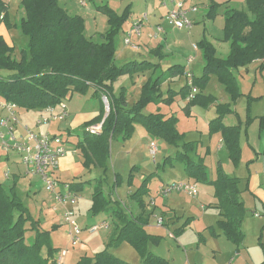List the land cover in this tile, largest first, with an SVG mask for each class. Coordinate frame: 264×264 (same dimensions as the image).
I'll list each match as a JSON object with an SVG mask.
<instances>
[{
	"label": "trees",
	"instance_id": "obj_1",
	"mask_svg": "<svg viewBox=\"0 0 264 264\" xmlns=\"http://www.w3.org/2000/svg\"><path fill=\"white\" fill-rule=\"evenodd\" d=\"M245 3L247 11L234 8H227L225 11L223 41L230 43L227 58L216 57V49L205 38L199 42L198 48L202 50L205 64L202 76L194 79L200 93L188 101L185 108L187 115H190L194 106H209V97L203 94L202 87L210 75L218 77L234 101L240 94L233 70L257 61H260L259 69H264V0H245ZM21 6L24 17L16 26L26 41L18 55L0 37V71L9 73L0 77V97L27 111H42L49 106H57L71 92L87 95L92 91L100 99L107 97L109 103L108 116L104 119V112L86 122L83 125V137L76 144L83 157L84 167L103 169L104 177L83 183L73 182L71 188L81 194L86 184L91 185L95 181L91 211L94 216L111 214L114 227L107 249L100 251L95 257H81L75 264H127L108 251L109 247L117 248L124 242L130 244L145 262L146 259L153 258V254L148 251V245L161 243V237L146 232L148 217L143 211L138 216H133L123 211L118 203L115 204L116 208L113 207L104 189L111 157V142L131 139L136 124L142 125L152 137L178 148L176 156L166 158L165 164L175 161L183 166L188 178L195 183L214 185L215 197L219 200L218 205L222 212V219L218 221L221 235L232 244L242 245L244 205L239 199L238 180L228 177L219 166L216 180L211 181L205 159L198 153V142L185 141L184 135L176 129L178 119L175 116L166 118L162 114L143 113L152 102L172 105L175 97L183 92L188 99L191 91L186 85L179 92L170 89L166 94L161 93L162 85L167 80L185 77V67L173 65L159 77L149 78L142 88L141 98L129 107L127 90L122 88L116 93L115 83L121 77L145 73L156 67L149 61L116 64L115 40L122 25L131 15L129 8L119 15L108 5L97 7L98 11L108 16L110 24V30L103 36V41L97 43L85 35L83 18L69 14L59 0H23ZM222 6L210 2L207 18L215 20ZM2 24L12 28L9 6L0 0V26ZM216 112L217 117L210 122V135L222 136L229 150V157L237 165L242 156L241 136L247 135V129H242L241 122L237 126L224 124V118L234 113L230 104L218 105ZM100 122H103L101 135L85 132L86 126ZM134 169L136 168L128 176V185L134 181ZM151 179L148 176L131 195L141 208L144 207V197L148 195L147 188ZM123 182L122 176L116 174L113 189L121 186ZM54 230L55 227L51 230L44 229L41 222L33 217L15 186L6 190L0 184V264H54L57 259V255H54L56 249L51 245V232ZM29 232H34V236L28 237ZM213 236L220 235L213 231ZM260 244L263 245L261 240ZM45 247L46 257L43 255ZM153 259L158 264H167L164 260Z\"/></svg>",
	"mask_w": 264,
	"mask_h": 264
},
{
	"label": "rangeland",
	"instance_id": "obj_2",
	"mask_svg": "<svg viewBox=\"0 0 264 264\" xmlns=\"http://www.w3.org/2000/svg\"><path fill=\"white\" fill-rule=\"evenodd\" d=\"M83 1H86L87 4L91 6V8H94L95 4H100V1L102 0H59L60 5L62 7H66L67 11L71 15H76L82 17L84 22L85 20L88 23V30L86 31V34L88 36L93 37V41L97 43H101L103 41L102 36L106 35L107 32L110 30V24H109V18L106 14H103L100 11H93V13L88 12L86 9H81L80 5ZM111 1V0H109ZM105 4H107V0H104ZM112 3V2H110ZM112 5H115L112 3ZM199 13L196 15L197 19L202 22L197 23L195 26L193 25L192 29L190 30H176L173 27H171V32L169 39H172L176 37V34L185 35L188 40V34H189V40H188V48H191V42L195 43L202 39L200 33L203 31L208 35V41L211 42V44L216 49V57L225 59L228 57L230 53V43L223 41L224 39V24H225V11L226 7L224 6L222 9L218 10V15L215 18V20L206 19V15L209 11L206 7L203 6V4H198ZM229 7V6H227ZM230 9H237V10H245L247 11V6L245 2H234L230 5ZM146 9V1L142 0L138 6V10H136V15L140 13V11H143ZM122 11V10H121ZM95 17H98L97 20H95ZM130 17L129 19L122 25L119 36L117 37V45L123 46L124 45V35L126 34V31L130 28ZM203 19L205 22H203ZM14 21V19L12 20ZM12 31H8L5 33V31L2 29V31L5 33L4 35H8V37H13L14 42L19 47H22V43L25 44V39L23 35L21 34L20 30L17 28L11 29ZM21 45V46H20ZM168 52V50L166 49ZM19 53V52H17ZM173 52H171L169 55H171ZM189 52L186 50V55L183 57H180L178 59H172L170 56L167 57L166 61L163 63V70L166 71L169 67L172 65H185L186 66V57H188ZM192 58L195 59L193 66L194 73L197 77L202 76L203 74V67L204 62L201 61L199 58L197 60V55L192 50ZM18 55V54H16ZM137 60V61H141ZM119 65L126 64V62H120L117 61ZM260 61L254 62L252 64L247 65L246 67H241L238 69L233 70V75L236 78V82L238 83V91H239V97H237L234 101L232 99V96L225 90L224 85H222L218 79V77L214 74L210 75L207 81L204 83L205 85L202 87V92L206 97H209L208 105L209 106H194L195 111L192 112L193 116L187 115L185 108L182 107L183 103L180 100H174L173 103L179 108H176L177 110V116L179 117V121L177 122L178 125H176L177 131L184 135L185 141H189L192 139H196L195 133H198L201 130L205 134L210 135V122L217 117L213 116V113H215L212 109V107H215V111L218 105H227L230 104V109L236 113L237 115H233L232 122L236 125L239 124V120H241V123L243 124V129H247V135L245 134L241 136L240 145L243 150V154L241 160L239 161V164L235 165L233 160L229 157V150L226 148L223 150L222 153L215 151V145H213V150L210 147L207 150H209V155L211 157L208 158L207 164L208 165V173L209 175L212 174L214 177H217V168L220 166L221 170L224 174H226L230 178H236L238 180V188L240 190L239 193V199L243 202L244 205V214H243V222H242V232L244 234V241L242 245L237 246L235 244H232L230 241L227 240L225 236H221L220 240H216L214 238H220L213 236V231L217 233L218 229L221 232L220 228L218 227V217L219 213L218 210L211 206V204H214L215 201V187L212 184H196V188L198 190V196L192 197L188 194H185L184 192L176 191L170 194L172 196L173 194L176 195L175 200L183 199L185 205L190 206V212L186 214L185 217V226H183V230H187L186 233L182 231V229L175 230V236L173 238H170L168 236L167 229L165 227L163 228H149V232L152 234L162 235L161 237V243L158 245H148V251L152 253L153 258L164 260L167 262V264H214L216 260L226 263V264H263L264 263V245L260 244V240L262 239L263 243V237L262 233L264 230V207L262 205V202H260L256 197H253L250 193V188L248 184H250V175L258 174V177L260 178V181L262 182L261 187L264 192V69H259ZM161 73V72H160ZM6 72L0 71V77H5ZM185 79L182 78L181 80ZM125 82V81H120ZM121 84L118 83L117 87H119ZM178 96H180L182 99L186 100L185 92L180 93ZM177 96V97H178ZM77 98V99H76ZM67 105L75 106V109L77 108V111H86V110H93L95 106H97V99L92 97V93H88L87 95H79L75 93V99H73L71 102L66 101ZM144 112L147 114L151 112V109L153 111L155 110L153 106L156 107H162L163 103H156L152 102ZM155 104V105H154ZM149 105V104H148ZM147 105V106H148ZM78 106V107H77ZM106 108V106H105ZM184 108V109H183ZM193 108V107H192ZM210 110V113L207 114ZM150 111V112H149ZM162 113V111H160ZM215 115V114H214ZM227 115V116H229ZM226 116V117H227ZM35 130H41L38 129L39 127L33 126ZM43 130L47 131L48 127L45 126L42 128ZM181 131V132H180ZM147 132V131H146ZM186 132V134H185ZM77 137L71 138V140L77 139V142L82 139L83 137V129L77 128L76 130ZM148 133V132H147ZM149 134V133H148ZM62 136L64 138L69 137L68 134L63 132ZM149 140H154V143H156L157 148L159 147V150L167 149L166 146H168V143L164 147L161 145V139L157 137H152L149 135ZM210 137V138H211ZM141 136L135 137V141H132L126 145H123L122 147L119 145L122 143L121 141H115L112 146V155L110 157V162L108 165V173H107V180L104 183L105 189L109 186H112V181H114L115 175L119 174L122 177L127 178L129 174V170L132 166L137 165L138 160L132 159L130 154H128V157L126 158L128 146H132V144H136V140L139 141ZM209 138V139H210ZM199 139V137H197ZM126 142V141H125ZM191 142H198V145L200 144L199 141H191ZM161 145V146H160ZM250 145H255L257 149V154L255 153V157H258L259 160L250 162ZM170 146V145H169ZM143 149H139L141 152H136L134 154L135 158H145L144 152L148 150L146 145H143ZM174 147V146H172ZM171 147V148H172ZM174 152L171 154L172 157L176 156L178 148L174 147ZM200 146L198 147V153H199ZM1 150V149H0ZM3 151V150H2ZM4 152V151H3ZM123 152V153H120ZM17 155L16 153H12ZM168 155V154H166ZM200 155V153H199ZM160 156H158L159 158ZM170 157V155L168 156ZM112 158V161H111ZM167 158V157H166ZM165 158H161V166L158 168V171L151 176V178L155 179V187L157 185L166 186L169 184H172V182L177 181H187L185 179L184 175V169L182 165H179V169H177L173 173L170 172V164L164 163ZM219 160L221 161V165L219 163ZM147 162L151 163L153 160L151 158L146 160ZM173 163H177L175 161H171ZM206 163V162H205ZM130 164V165H129ZM128 167V168H127ZM250 167V168H249ZM95 171V170H94ZM0 173H2L3 176H5V172L1 170ZM9 174V172H7ZM116 173V174H115ZM144 173L147 175L150 172V170L145 167ZM72 173H69L67 177L70 180H72L73 176ZM97 172H93L91 174H86L84 176V179H96L98 178ZM136 175V174H135ZM36 176V175H35ZM6 177V176H5ZM37 178H40V176H36ZM41 179V178H40ZM39 180V179H38ZM42 180V179H41ZM152 180V179H151ZM3 181V180H0ZM126 181V180H125ZM107 182V183H106ZM151 182V181H150ZM4 183V182H3ZM124 183V182H123ZM154 183V184H155ZM193 183V182H191ZM42 183L39 181L38 185H41ZM142 180L137 178L135 181H133L131 186L132 192H136L139 186H141ZM153 184V182H152ZM153 184V186H154ZM6 185V184H4ZM129 185V186H130ZM148 184V194L150 192ZM44 186V184H43ZM122 186V185H121ZM127 188L128 186L125 185ZM154 187V188H155ZM161 187V186H160ZM159 187V188H160ZM158 188V189H159ZM41 194H49L45 187L41 189ZM261 190V191H262ZM113 191V190H112ZM110 190V187L107 189V193L110 194L112 197V204H120L122 207V210H125L127 212L131 211L133 207L136 209H139L138 206H135V203L133 202V199L130 197V194L127 196L124 194L117 195ZM155 191V190H154ZM158 193V191H157ZM148 196V195H147ZM179 196V197H177ZM169 197V196H168ZM179 198V199H177ZM116 199V201H114ZM217 199V198H216ZM218 200V199H217ZM246 200L247 202H245ZM253 200V201H252ZM256 200V201H255ZM219 202V200H218ZM204 208H203V207ZM204 210H209L205 213ZM260 215L255 216V214ZM206 214V215H205ZM182 220V219H181ZM218 220V221H217ZM195 222L196 225L194 224ZM193 225V226H192ZM203 225H212L209 228V237L214 240H210V242L207 244H202L201 247H199L201 244H199V237H203V235L208 238V234H201L197 231H201L203 229ZM193 227V229H187V227ZM186 227V228H185ZM83 228V227H82ZM85 229V228H84ZM85 235H81V242L79 243L78 247H72L71 250H77V262L80 260L81 257L88 256V257H95L97 253L100 251H103L107 248L97 249L96 247L91 248V243L95 241V239L91 238V232L88 230L83 231ZM62 233V232H61ZM203 239H205L203 237ZM129 247V249H128ZM76 248V249H75ZM127 253H123V260L127 261L125 263L127 264H158V261H156L153 258L146 259L145 262L141 258V256L136 253V251L130 246L126 245ZM238 248L240 250H238ZM238 250V251H237ZM109 251V250H108ZM96 253V254H94ZM94 254V255H92ZM125 254V255H124ZM80 257V258H79ZM79 259V260H78Z\"/></svg>",
	"mask_w": 264,
	"mask_h": 264
},
{
	"label": "crops",
	"instance_id": "obj_3",
	"mask_svg": "<svg viewBox=\"0 0 264 264\" xmlns=\"http://www.w3.org/2000/svg\"><path fill=\"white\" fill-rule=\"evenodd\" d=\"M91 1H94V0H91ZM141 1L142 0H111V1L107 0V4H105L104 0H102V1H100V4H95L94 8H91V6L86 3V1L82 2V3H85V6H83L82 3L79 4L81 9H86L88 12H91V13H93L92 10L97 12L98 11L97 7L103 6V5H108L114 11H116L119 15H121L126 8H129L130 12H131L130 28L126 31V34L131 29L132 25L135 22L141 21L144 18V16H147V18H148V22L147 23L144 22V24H146V25L143 27L142 35L141 36L135 35L132 39V41H133L132 43L136 46V48L126 45V43H125L126 34L124 35V40H123L124 45L123 46L119 47L117 45V37L119 36L120 33L117 35L116 40H115L116 48H117V52H116V64L117 65H119L117 63L118 60L120 62L128 63V62L137 61L140 59H142L141 61H149V62H152L153 64L156 65L155 69L148 70L145 73L135 74L133 76L121 77L117 81V83H115L114 89H115L116 93H119L122 88H125L127 90V101H128L129 107L133 106L141 98L142 88L146 84L148 79L149 78L155 79V78L159 77L164 72V70H163L164 68H162V67L164 65L163 63L166 61L168 56H170L172 59H178L180 57L185 56L186 50H187V52H189L188 57H186V59H185L187 64H186V66L185 65H181V66L185 67L186 72L190 71L191 74L194 76V79H195V77H197V76L195 75L194 70H193V66H192L195 62V59L192 58V56H191V55H193L192 50L195 53V55H197V53H198V56L196 57L197 60L200 58L201 61L204 62V64H205L203 54H202V50L200 48H198V44L203 38H205L208 41V35L204 31L202 33H200V34H202L201 40H199L198 42H195V43L191 42L192 45H191L190 49L188 48L189 34H188V40H187L185 35H180V34H176L175 35L176 37L169 39L170 32H171L170 29L172 26L168 23L167 18H166L168 8L164 7L162 5V0H144V1H146V9H144L143 11H140V13L136 15V10H138V6H139ZM181 1L185 2V6L187 8H192V7L199 8L198 4L201 3L207 9H209L210 2H212V1L217 3V4L223 5L220 9H222L224 6L226 7V9L227 8L230 9L229 8L230 5L233 4L234 2H240V1L245 2V0H181ZM110 2L114 3L115 5H112V3H110ZM227 6H229V7H227ZM63 8L65 10H67L66 7H63ZM198 13H199V9L196 13L191 12L189 14V17H190L191 21L193 22L194 26L197 23L202 22V20L200 21L196 17V15ZM97 14H98V12H97ZM9 15H10V22H11L12 28H7L4 24H2L0 26V37H2L5 40V42L8 44V46H10L11 48H14L15 53L18 54L17 52H19V49L21 47L18 48V46L14 42L13 37L10 38V37H8V35L6 36L4 34L7 32V30L12 31L11 29H13V28L17 29L18 27L16 25H18L20 20L22 19V17H24V11H23V8L21 6V2L15 1L9 5ZM205 17H206V19H208L207 15ZM13 19H14V21H12ZM97 19H98V17H95V20H97ZM203 22H205L204 19H203ZM157 25L162 26V28L164 29V33H162L160 35V38H157V39L150 38L149 34L152 32V29ZM2 29L5 31V33L2 31ZM87 30H88V23L85 20V35L88 38H91L93 40V37L91 35L88 36L86 34ZM179 31H181V30H179ZM102 39H103V36H102ZM22 46H24L23 43H22ZM166 49L168 50V52L166 51ZM171 52H173V53L171 55H169ZM141 61H138V62H141ZM124 64H121V65H124ZM8 74L9 73L6 72V76ZM182 78H184V76L167 80L162 85L161 93L166 94V92L170 89L174 90L176 92H179L186 85V78L181 80ZM122 80L125 82H123V83L120 82ZM118 83L121 84L119 87H117ZM89 93H92V97L96 98L97 103H98L97 106H95L93 110H91V111H89V110L77 111V108L75 109V106H71L70 104L67 105L66 101L71 102L73 99H75V92H71L68 95L67 99L65 100V104L67 106L69 116L63 122L52 123L51 125H48L47 131L42 129L45 126L39 127L38 129L41 128V130H39V131L35 130L33 127V126H36V119H37L39 111H37V110L27 111L25 109L19 108V113H20L19 115H20L21 122L26 124V125H29L36 132H41V131L42 132H50L52 134H58L61 136H62L63 132H65L66 134L69 135V137L65 138L67 140L68 155L62 160L60 167L53 172L54 177L56 179L60 180L61 182L83 183V182H87L90 180H94L92 178L91 179H84V176L86 174H91L92 171L97 172L96 176H98V178L104 177L103 169H97V168L86 169L84 167L83 157H82L80 151L77 150V148H76L77 139L71 140V138L77 137V133H76L77 128L80 127L83 129V125L86 122H90L91 120L101 116L104 112L106 114V108H105V104L103 102V97L100 99L98 96H94L92 91H90ZM199 93H200V90H199ZM177 96L175 97V100L181 99V101L183 103L182 107L185 108V106L187 105L189 100L188 99L184 100L180 96H178V97ZM0 99H3V98L0 97ZM150 105H153V104H149L144 109V111L146 109H148V107ZM153 108L155 110L153 111V109H151V112L149 111L150 113H148V114H162L166 118H169L171 116H175L179 121V117L176 115L177 114L176 108H179V107H177L175 105V103H173L172 105L163 104L162 107H156V108H155V106H153ZM195 108H197V107H193L190 110L191 116H193L194 113L192 114V112L195 111ZM210 110H213L215 112V113H213V116L216 117L215 107L213 106L212 109L210 108ZM210 110L207 114L210 113ZM144 111H143V113L145 115H148ZM160 111H162V113ZM232 117H234V116L229 115V116L224 118L223 122L226 126H237V125H239V124L235 125L232 122ZM104 119H105V115H104ZM240 122H241V120H239V123ZM241 125H242V129H243V124L241 123ZM146 131L147 130L142 125L136 124L134 132H133V136L131 137V139L127 140L126 142L121 141L122 143L119 144L121 147L123 145H125L124 143H126V145H128V143L135 141L136 135L141 136L139 141L136 140V144H134V145L132 144V146H130V147L128 146L127 153L125 152L126 158L128 157V154H130V155H132L131 158L133 160L134 159L138 160L136 164H138L139 166L134 165L129 170V174H130L131 170L133 168H136V169H134V172H133L134 181L137 178L144 181L148 176L156 173L158 171V168L161 166V161H160L161 158L166 159V157L168 158L169 155L171 158H173L171 156V154L174 152L175 148L172 146H169V145L166 146L167 149H162V150H159V147H158L156 155L152 156L150 153V150H149V146H150V143L154 140H149L150 136ZM198 131H200L198 133V135H197V133H195L196 139H192V140H189L187 142H191V141H199L200 142L199 153L201 156L204 157L205 162H206L205 164H207L208 158L211 159V157L209 155V150H207L208 148L210 149V147L212 148L213 145L216 144L215 145V148H216L215 151L217 150V152L222 153L223 150L226 148V146H225L223 139H222V136L220 134H216V135H213L211 137L208 134L209 132L207 134H205L201 130H198ZM185 134H186V132H185ZM246 136L248 138V135H246ZM197 137H199V139H197ZM114 142L115 141L111 142V146H110L111 151H112V146H113ZM143 145H146L148 148V150L146 152H144L145 158L144 157L143 158H135L134 154L137 151L141 152V151H139L140 148L144 150ZM161 145H162V147H164L166 145L165 141L161 140ZM250 148H252L249 152L250 158H251L250 162H253V161L255 162V161L259 160L258 157H255V153L257 154V149H256L255 145H250ZM212 150H213V148H212ZM120 153H123V152H120ZM166 154H168V155H166ZM242 154H243V150H242ZM111 155H112V153H111ZM158 156H160V157L158 158ZM149 158H151L153 160V162H151V163L147 162L146 160ZM241 158H243V157L241 156ZM111 161H112V158H111ZM109 162H110V160H109ZM219 163L221 164L220 160H219ZM179 165H180L179 163L170 164L171 168H170L169 173H173L177 169H179ZM145 167H147L151 172L148 175L146 173H144ZM156 167H158V168H156ZM207 167H208V165H207ZM0 168H1L2 172L3 171L5 173L9 172L8 176H6V174H5L6 177L3 176L2 173H0V180H3V181H0V184H2L6 190L11 189L13 186L16 187V191H17L18 195L23 200L24 204L29 208L33 217L41 222V225L44 229L51 230L52 227H55V230L51 232V245L53 248L56 249L54 255H58V253L62 249H67L68 253L66 256V260H65L66 264H75L77 262V258H78L77 250H73V251L71 250L72 247H70L69 239H68V227L64 224V221H63V208L59 207V209L57 211H55L53 209V205H54L53 196L50 194H46V195L41 194V191L39 190V188L41 187V189H43V187H44L42 180L40 178H37L35 175L27 174V169L22 164L19 156L12 154V153L7 154V153L3 152L2 150H0ZM69 173L73 174L72 180L69 179L71 177H67ZM107 173H106L105 177H107ZM129 174H128V176H129ZM184 175H185L184 176L185 179H187V181H184V182L195 183L193 180L188 178V176L186 175L185 172H184ZM128 176H127V178L122 177L124 183L122 184V186L116 187L115 189H113V187H112L114 184V181H112V183H113L112 186H109L110 190L115 191L114 193H116L117 195L124 194V196L125 195L127 196L128 194H130V197H131V195L135 191L132 192L131 190H132L133 186H129L127 184ZM98 178H96V179H98ZM107 178H109V177H107ZM107 178H106V180H107ZM209 178L211 181L216 180V177H214V175H212V174L209 175ZM39 181L42 183L41 185H38ZM249 181H250V184H248V186L250 188V193L252 195H254L253 197H256L260 202H262V205L264 207V192L262 190V187H261L262 182L260 181L258 174L256 173L254 175H250ZM152 182H153V184L155 183L154 178H152V180L150 182V185H149L150 192H149L148 196L144 197V207L141 208L138 204L135 203V201H133L135 203V206L137 205L139 209H137V208L135 209L133 207V209L129 212H127L125 210H123V211H125L126 213L131 214L133 216H138L143 211L145 213L146 217H148V225L145 227V230L150 235L162 237V235L150 233L149 228H152V227H155V228L156 227L157 228L165 227L167 229L168 236L170 238H173L175 236L174 231L178 230V229H182V231L184 233H186L187 230L186 229H185V231L183 230V226H185V224H186L184 222L185 221L184 216H186V214L188 212H190V206L185 205L183 199H180V201L175 200L176 195H174V194L172 196H170V194L167 196H158V193H157V191L159 190L158 188L162 185L159 184L155 187V185L157 183H155L153 186ZM177 182H182V181H177ZM172 183H175V182H172ZM4 184H6V185H4ZM125 185H127L128 187L126 188ZM94 188H95V181H93L91 183V185L89 183L86 184L84 191L81 193L83 198L76 206H74V211H75L76 219L79 221L80 225L83 228L91 227V226L99 224L105 220L110 222V227L108 229L101 230V231H98V232L91 234V238L95 239V241L93 243H91L90 249H92L93 247H96L97 249H102V248L108 247V244L110 241V236L112 233V229L114 227V218L111 214H100V215H96V216L93 215V213L91 211V207H92V194H93ZM108 188L105 189V187H104L106 193H107ZM107 195L112 202L113 199H112V197H110L111 195L108 193H107ZM177 197H179V196H177ZM151 199H155V204L153 206L150 205ZM177 199H179V198H177ZM114 201H116V199H114ZM244 201L247 202L246 200H244ZM218 203H219L218 200L215 198L214 204H211V206L215 207L218 210L219 217L217 219L221 220L222 219V216H221L222 212L219 209ZM111 205H113V207L116 208L115 204H111ZM204 211L206 213L209 210H204ZM256 214H255V216H256ZM259 217H260V215H259ZM159 218H162L164 220V226L158 225L157 221ZM196 223L197 222H195L194 224L196 225ZM192 226L187 227V229H191V228L193 229ZM210 226H212V225H205V226L203 225V229L201 231H197L198 233H201L202 235L208 234V238H206L205 235H203V237L205 239H203V237L202 238L199 237L198 243L201 244L199 247H201L202 244H204V243L208 244L210 242V240H214V239L220 240L221 236H223V235H221V232L218 229L217 233L220 235L219 236L220 238L211 239V237H209V232H208ZM83 235H85V234H83ZM170 235H172L173 237H171ZM27 236L33 237L34 232L27 233ZM262 237L264 240V230L262 233ZM261 243H262V239H261ZM262 244L264 245V241ZM126 245H130V244H128L127 242H124L119 247H117V248L109 247L108 250L115 257L124 261L123 260V258H124L123 253H127V248H125ZM128 249H129V247H128ZM238 250H240V249H238ZM94 254H96V253H94ZM94 254H92V255H94ZM43 255H44V257L47 256V248L46 247L43 249ZM125 262H127V261H125ZM214 264H226V263H223V262L216 260L214 262Z\"/></svg>",
	"mask_w": 264,
	"mask_h": 264
},
{
	"label": "built area",
	"instance_id": "obj_4",
	"mask_svg": "<svg viewBox=\"0 0 264 264\" xmlns=\"http://www.w3.org/2000/svg\"><path fill=\"white\" fill-rule=\"evenodd\" d=\"M7 6L12 2L23 0H2ZM85 6V3H82ZM162 5L167 7V21L176 30H190L193 27L189 14L196 13L197 7L187 8L185 2L181 0H162ZM148 22L147 16L135 22L127 32L125 43L128 46L136 48L132 43L135 35L141 36L144 24ZM164 33L161 25H157L149 34L150 38H160ZM186 86L190 88L188 100L193 99L199 89L194 84V76L190 71L185 73ZM105 106H108L107 97H103ZM19 106L16 103L0 99V149L5 153H16L22 164L27 169V174L40 176L46 191L53 196V209L57 211L59 207L63 208V221L68 227V239L70 247H77L81 242L83 233L74 211L81 200L82 195L73 191L71 183L61 182L56 179L53 172L57 170L62 160L68 155L67 141L63 136L52 134L50 132H36L32 127L21 122L19 115ZM69 116L65 101L57 106H49L39 111L36 126H48L52 123L63 122ZM85 132L90 135H101L103 133V122L86 126ZM149 150L152 156L157 153V146L154 141L150 143ZM9 174L6 173V176ZM180 191L192 197L198 196L196 185L191 182H175L166 186H161L158 190V196H167L173 192ZM155 204V199H151L150 205ZM256 216H259L256 214ZM159 226H164V220L159 218ZM110 227L109 221H103L99 224L88 227V231L95 233L106 230ZM173 237L172 235H170ZM68 250L62 249L57 255L54 264H66Z\"/></svg>",
	"mask_w": 264,
	"mask_h": 264
},
{
	"label": "water",
	"instance_id": "obj_5",
	"mask_svg": "<svg viewBox=\"0 0 264 264\" xmlns=\"http://www.w3.org/2000/svg\"><path fill=\"white\" fill-rule=\"evenodd\" d=\"M109 104H108V106L106 107V114H105V118L108 116V114H109Z\"/></svg>",
	"mask_w": 264,
	"mask_h": 264
}]
</instances>
